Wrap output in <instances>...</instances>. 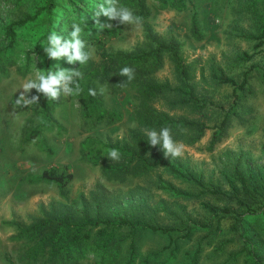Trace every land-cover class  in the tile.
<instances>
[{"label": "rangeland", "instance_id": "374dc122", "mask_svg": "<svg viewBox=\"0 0 264 264\" xmlns=\"http://www.w3.org/2000/svg\"><path fill=\"white\" fill-rule=\"evenodd\" d=\"M17 1L0 0V264H101V252L89 245L81 249L72 246L69 258L62 255L54 258L48 247L39 250L35 258L28 254L34 244L27 228L30 223L48 212L51 206L77 214L83 199L92 204L96 198L104 201L109 209L120 207L130 218L138 210L139 201L144 200L146 222L155 221L170 229H181V233L187 229L189 234L179 238V251L171 264H187L190 260L186 250L197 251L196 264H223L226 249L230 247L239 252L231 257L232 264H246L247 260L257 259V250H252L254 255L251 249L239 248L242 241L238 239L233 221L237 211L243 213L242 229L256 223V219L262 221L259 206L264 203V190L257 187L252 199L243 195L246 201L241 198L245 202H239L230 196L232 190L224 176L230 173L231 162L241 154V165L251 164L258 171L257 176L264 179V35L261 34L264 0H192L201 31L199 37L191 32L192 6L177 9L162 6L156 0H147L150 13L138 24L121 23L119 18L110 20L101 13L98 18L93 17L95 22L87 29L83 26L86 22L72 20L65 24L63 21L73 18L70 13H65L52 30L62 37L63 44L72 39L73 23L79 24L80 38L85 41L82 51L90 55L85 64L80 60L70 61L67 55L50 58L53 74L62 69L85 73L99 68L102 49L97 45V37H106L101 35L96 19L100 24L119 28L118 34L105 42L108 52L119 49L136 54L149 49L153 42L147 36L148 29L160 39L174 36L179 41L188 85L182 90L172 89L157 95L151 105L170 117L200 120L206 125L202 131L181 123L165 126L170 129L173 141L183 145V155L177 158L189 167L192 176L201 179L202 186L193 179L172 175L160 166L147 173H131L123 180L109 179L102 174L100 163L94 164L81 152V140L87 135L104 140L131 139L130 130L137 127L141 86L147 78L181 85L182 78L167 53L154 67L148 62L144 68L141 62L121 65L120 69L130 67L134 70L131 81L114 70L106 78H92L104 107L122 113L118 120L94 121L83 116L79 96L65 93L63 85L58 86L59 95L51 99L33 87L25 92V96L29 100L38 97V102L29 106L16 105L12 97L24 92L22 85L34 80L38 72L46 73L43 57L38 53L31 52L24 60V38L17 36L10 51L1 47L6 44L4 27L34 8L29 0L18 1L21 4L18 8ZM93 1L94 12L100 11L99 4L109 6L107 0ZM119 6L129 8L132 13L135 9L131 0H118ZM19 27H14L16 35L20 33ZM258 41L263 42L258 44ZM243 51L254 54L251 58H242ZM220 71L238 81L247 72L248 80L243 88L236 89L235 102L233 84L220 81L214 75ZM101 88H104L103 93ZM43 101L48 108L46 114H43ZM225 113L227 119L220 126ZM34 128L33 136L26 138ZM162 128L155 131L164 155ZM150 131H145L148 136ZM52 166L65 167L72 173L64 195L59 193L55 183L35 178L41 170ZM157 173L182 193L158 188L155 183ZM242 194L240 189L239 195ZM201 201L209 203L210 208L202 206ZM224 206L230 207L231 211L224 213ZM257 233L264 242V232L258 230ZM136 237L138 257L161 249L169 241L167 234L148 228L140 230ZM220 241H225V252L218 249L212 252ZM107 262L102 264H109Z\"/></svg>", "mask_w": 264, "mask_h": 264}, {"label": "trees", "instance_id": "16d2710c", "mask_svg": "<svg viewBox=\"0 0 264 264\" xmlns=\"http://www.w3.org/2000/svg\"><path fill=\"white\" fill-rule=\"evenodd\" d=\"M21 1V0H18ZM17 1V2H18ZM23 3L26 0H22ZM32 1L34 8H31L27 12H23L22 16L16 18V20L8 23L4 27V35L6 44L1 47L7 49L12 48L15 43L16 37L24 38L26 42L24 60L29 58L31 52H36L43 57L46 73L51 71L52 64L50 58L45 52L44 47L47 45V37L56 29L58 24V18L62 14L70 13L73 18H69L63 21L65 24L71 23L72 20L86 22L83 25L87 29H91L94 24L95 12L93 10V0H29ZM104 0H99L103 2ZM162 6H171L177 9H184L188 6H192L191 13V32L199 37L201 31L197 20V11L195 4L192 0H156ZM135 9L133 15L140 17L141 20L145 19L150 13V7L147 0H131ZM21 4L18 2V8ZM116 21L118 18L115 19ZM62 25V22L60 23ZM19 27L20 33L16 35V28ZM32 30V31H31ZM119 32V28L116 25H112L111 28L100 29L102 36L106 37L101 39L97 37V45L101 48V60L99 68H95L89 72L82 73L80 76H73L69 82V88L75 89L77 82L80 84L81 92L75 96H79L80 108L83 116L90 118L94 121L107 119L118 120L122 117V113L115 109L108 110L104 107L103 101L99 93L97 92L93 77L106 78L111 70L120 72L121 65H135L141 62L143 68L145 63L152 65L160 64L161 57L167 53L172 60L174 68L177 74L182 78L180 86L171 85L169 81H156L147 78V80L141 86L140 105L137 113V127L130 130L129 141L120 139H102L95 135H87L81 140L80 148L84 157L94 164L100 163L102 174L109 179L123 180L131 173H147L157 166L163 168L164 171L178 175L185 178L193 179L195 183H200L201 179H197L192 176L189 167L177 157L169 158L165 157L161 150L160 141L155 146L150 145V137L146 134V130H155L165 127L172 123H181L185 125L196 126L199 131H202L206 125L200 120H191L186 118H173L167 113L160 111L151 105V101L157 95L168 90H182V87L188 85L187 81V68L182 60L180 53V43L174 37L170 36L168 39L163 40L148 29L147 36L152 40L153 45L147 49L140 51L136 54H127L123 50H112L110 52L105 49V42L116 36ZM264 35V28L262 33ZM263 41H258V44H262ZM5 50V49H2ZM264 52V50H263ZM254 52L243 51L242 58H251ZM4 68V66H1ZM220 81L233 84V95L235 102L237 98V88H243L246 84L247 72H244L240 81L236 80L232 76L227 75L224 71L214 73ZM89 89H95L96 95L89 94ZM18 95H13L12 99L15 103ZM44 100V99H43ZM184 101V99H181ZM43 114H46L48 110L47 104L43 101ZM227 119V113L224 114L220 126ZM35 132V128L30 133H27L26 138H31ZM117 149L120 154L118 161H111L108 158L109 150ZM241 154L231 162L230 173H226L224 179L231 187V197L244 203L246 199L243 195H246L249 199H252L253 192L257 187L263 188L264 179L258 177V171L252 167L249 163L241 165ZM254 172H257L256 175ZM195 177V178H194ZM37 180H43L50 183H55L58 187V191L61 195L65 193V186L72 178V173L64 168L49 167L44 168L35 177ZM234 180L238 181L235 183ZM261 181V182H260ZM156 185L162 190H167L174 194H181L182 191L178 189L173 183L165 181L161 173L156 174ZM244 193L239 195V191ZM218 192V189H216ZM257 191V190H256ZM83 196V193L80 192ZM260 194H263L260 191ZM243 198L245 201H242ZM76 200L74 199L73 202ZM80 207H77L78 211L75 214L71 210L67 209H55L50 207L49 211L44 215L38 217L35 221L29 224L30 236L34 239V244L29 248V256L35 258L39 250H44L48 247V252L54 257L64 256L69 258L72 254V246L76 249H81L84 245L101 252V264L107 262L109 264H171L173 258L179 251V238L181 235L189 234V231L185 229L181 233V229H170L164 227L158 222L149 223L145 221L143 216L146 214V204L144 200L138 205V210L132 214L134 217H128L122 209L115 208L109 209L99 198L91 204L90 202H84ZM201 205L205 208H210L209 203L201 201ZM261 208V214H263V220L256 219V223L249 224L242 229L241 219L243 213L235 212L233 225L238 233V236L242 243L240 249L257 250V259H250L246 261V264H264V242L258 237V230L264 232V203L259 206ZM224 213L230 212V207H223ZM209 220V219H208ZM209 222H211L209 220ZM125 228V229H124ZM158 230L168 235V242L160 249L147 252L145 255L138 257V245L136 241L137 233L143 229ZM258 228V230H256ZM176 231L175 234H172ZM256 231V232H255ZM250 232V233H248ZM126 234L122 236V234ZM247 233V234H246ZM245 234L247 235L245 237ZM235 238V235L232 237ZM248 238V239H246ZM246 239V240H244ZM225 241H220L217 246L213 247L215 252L217 249L225 252ZM258 244V245H255ZM226 249V256L224 263H231V257H234L239 252L236 250ZM237 248V247H236ZM164 250V251H163ZM217 250V251H218ZM238 252V253H237ZM189 262L187 264H196L198 255L197 251L186 250ZM255 255V253H254ZM250 257V255L248 254ZM251 256V258H255ZM235 259V258H234ZM107 260V261H105ZM223 263V264H224Z\"/></svg>", "mask_w": 264, "mask_h": 264}, {"label": "clouds", "instance_id": "9594fccd", "mask_svg": "<svg viewBox=\"0 0 264 264\" xmlns=\"http://www.w3.org/2000/svg\"><path fill=\"white\" fill-rule=\"evenodd\" d=\"M107 4L109 5L108 7H105L104 4H99L97 6L99 7L100 11L95 12L94 18H98L101 13H103L110 20L119 18L121 23H140L141 18L134 16L129 8L124 6L117 7L118 0H107ZM96 24L99 25V29L112 27L111 24H100L98 19H96ZM72 27L74 29L70 32L72 39L64 42L63 44L61 43L62 37L57 35L56 32H52L50 35H48L47 45L44 47L45 52L49 58H58L67 55L70 61L80 60L82 64H85L89 60L90 55L82 51L85 45V41L80 38L82 29L80 25L75 22L73 23ZM119 74L128 76L129 81L134 79V70L130 67L122 68ZM73 75L80 76L82 78V73L78 70L69 71L67 69H62L56 74H53L52 71L47 73L38 72L34 80H28L22 85L24 92H22L16 99V105L29 106L34 102H38V97H33L31 100H29L25 96V92L30 91L33 87L43 91L50 99L59 95L58 86L60 85H63L65 93H73L78 95L82 90L78 82L74 90L69 88V82L71 81ZM101 92H104V88H101ZM89 94L95 96L97 93L95 89H89ZM161 136L163 139V147L166 150L164 152L165 157L171 156L175 158L183 155V145H178L173 141L170 134V129L168 127L161 129ZM149 137L150 145L155 146V144L158 142L157 132L155 130H151L149 132ZM108 158L111 161H118L120 159L119 151L117 149L109 150Z\"/></svg>", "mask_w": 264, "mask_h": 264}]
</instances>
